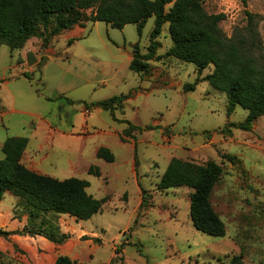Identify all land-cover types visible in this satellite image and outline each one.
<instances>
[{
  "label": "rangeland",
  "instance_id": "obj_1",
  "mask_svg": "<svg viewBox=\"0 0 264 264\" xmlns=\"http://www.w3.org/2000/svg\"><path fill=\"white\" fill-rule=\"evenodd\" d=\"M246 3L205 0L203 7L226 15L220 29L227 37L235 28L249 34L248 10L264 58V0ZM86 13L89 19L92 10ZM154 26L151 17L140 37L132 24L117 29L87 21L50 37L51 24L19 50L0 43V159L8 138L25 137L24 166L59 180H86L90 195L107 200L91 219L78 221L6 193L0 201V264H54L62 255L74 264H231L236 257L241 264H264V117L252 131L224 134L248 111L238 105L228 116L227 95L208 82L184 92L198 71L164 56L172 46L168 24L158 39L161 59L150 62L146 73L130 70L134 45L147 54ZM120 95L128 99L113 112L91 106ZM129 123L152 129L127 136ZM101 147L113 153V163L97 157ZM174 158L223 168L211 203L226 236L194 228L192 189H158ZM91 166L100 177L89 173Z\"/></svg>",
  "mask_w": 264,
  "mask_h": 264
},
{
  "label": "trees",
  "instance_id": "obj_2",
  "mask_svg": "<svg viewBox=\"0 0 264 264\" xmlns=\"http://www.w3.org/2000/svg\"><path fill=\"white\" fill-rule=\"evenodd\" d=\"M205 0H0V43L11 51L23 48L26 42L39 37L41 27L53 24L49 35L55 37L84 22H104L113 28L123 29L135 25L142 36L148 20L155 17V26L150 34L147 54H141L139 43L134 45V56L130 70L146 73L152 61H159V37L164 25H169L171 48L164 56L184 63L194 64L198 77L193 83L184 85V92L195 91L202 82H208L215 90L227 95V114L234 113L239 105L248 111L242 123H228L222 130L231 134L232 128L252 131L254 122L264 117V58L263 49L256 38L252 14L248 17V35L235 28L227 37L220 29L226 20L224 13L209 14L203 7ZM246 6V0H243ZM169 9L167 10V7ZM92 10L88 19L86 11ZM72 42V40H70ZM213 71L204 77L202 72L209 67ZM127 95L114 96L101 101L96 106L106 111L123 107ZM90 106L86 105L88 111ZM129 123L124 132L131 136L134 132L150 130ZM25 137H10L2 147L4 158L0 159V201L6 193L24 199L32 208L53 211L67 215L78 221H87L102 210L106 198L96 199L87 192L89 182L78 178L59 180L38 174L21 163L27 147ZM97 157L113 163V153L101 147ZM138 160L135 158V168ZM89 173L101 176L97 166H91ZM223 174V168L215 162L197 165L174 158L171 160L159 184V190L188 187L190 195V217L196 230L211 237H224L225 223L211 203V195ZM146 205V193H142ZM54 264H74L68 256H59ZM231 264H241L236 257Z\"/></svg>",
  "mask_w": 264,
  "mask_h": 264
}]
</instances>
